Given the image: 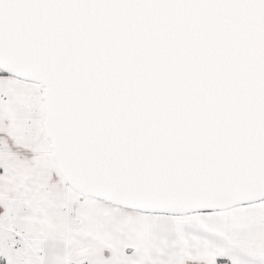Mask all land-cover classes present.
I'll use <instances>...</instances> for the list:
<instances>
[{"label": "snow or ice", "instance_id": "6c2138e0", "mask_svg": "<svg viewBox=\"0 0 264 264\" xmlns=\"http://www.w3.org/2000/svg\"><path fill=\"white\" fill-rule=\"evenodd\" d=\"M0 264H264V0H0Z\"/></svg>", "mask_w": 264, "mask_h": 264}]
</instances>
